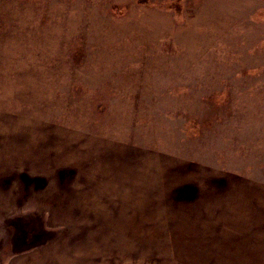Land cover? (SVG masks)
I'll use <instances>...</instances> for the list:
<instances>
[{"label":"rangeland","instance_id":"obj_1","mask_svg":"<svg viewBox=\"0 0 264 264\" xmlns=\"http://www.w3.org/2000/svg\"><path fill=\"white\" fill-rule=\"evenodd\" d=\"M0 264H264V0H0Z\"/></svg>","mask_w":264,"mask_h":264}]
</instances>
